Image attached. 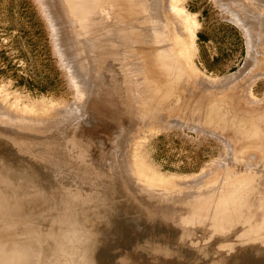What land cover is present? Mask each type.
I'll list each match as a JSON object with an SVG mask.
<instances>
[{"label": "rangeland", "instance_id": "374dc122", "mask_svg": "<svg viewBox=\"0 0 264 264\" xmlns=\"http://www.w3.org/2000/svg\"><path fill=\"white\" fill-rule=\"evenodd\" d=\"M52 1L0 0V117L6 113L4 120H14L13 124H17L18 120L23 125L22 121L26 118L27 122L38 119L41 111H34L35 114L31 112L30 115L21 114L17 112L18 108L15 110L12 106L32 104L45 108V112L49 110L44 113L47 120L42 124L52 120L55 123L60 118L61 122L55 123L60 122V127L57 124L58 128L53 132H46V129L52 130V126H56L51 124L46 129L43 126V131L46 132L44 135L39 122V126L35 125L37 128L33 130H38L36 134L39 131L43 134L30 136L33 141L41 140L43 144L40 143L39 147L44 148L47 139L62 135L61 140L68 141L76 136L84 118L87 119L84 120L86 122L90 120L88 124L94 127L100 118L98 111L105 116L110 113L107 117L115 128L113 137L107 139L110 144L100 141L103 135L99 127L94 131V135L99 138L98 142L96 137L89 138L92 140H87L89 144L79 135L76 136L83 151L84 164L79 168L86 173L83 182H79L80 179L71 172L65 175L63 170L61 157L74 149L70 143L68 148L65 146L66 152L61 157L50 152L49 147L47 150L46 146L44 152L37 153L42 163L39 170L60 180L59 184L65 189H60L62 194H72L76 190L85 193L84 196L99 194L102 199L109 190L110 199L115 203L119 200L127 202L125 215L131 225H134L131 226V231L137 232L138 237H148L151 240L152 246L134 247V242L130 243L117 233L119 228L116 230L113 227L116 232L109 228L108 232L104 223L98 227L102 222L100 217L109 224L112 218L108 220L106 214L101 213L100 216L95 211L90 218H86V224L98 229L95 230L99 234L101 247L99 246L100 252L94 254L96 258L101 264H115V261L120 264L125 260L130 264H219L215 260L217 256L230 254L240 264H264L263 219H257L255 223L251 221L253 227L250 223L239 220L226 229V224H222L223 229L227 230L224 235H212L208 229H203L205 233L200 236L199 225L204 220L200 219L199 225L196 223L192 226L189 214L191 208L198 215L201 214L197 217L213 210L214 207L209 206L208 200L213 197L221 200L220 196L234 195L238 188L243 187L238 185L239 176L248 175L247 173H251L258 181L257 188L264 195V149L261 146L264 141L262 140L261 145L252 144L254 148L247 145L250 138L254 137L251 135L253 126H257L260 131L264 130V0H143L141 4L138 0H127L129 16L132 19L139 17L143 21L129 22L130 30L141 32L142 39L148 41V45L139 50L134 45L133 48L132 45L129 46L130 66L135 68L137 63L152 65L153 60L158 59L155 64L163 66L164 71L182 64L184 67L181 65L176 74L182 83L178 78L175 81L168 79L172 82V89L163 99L150 102L143 94L140 95L138 106L126 104L124 96L127 91L141 90L142 86H134L133 81L123 88L117 83L121 99L117 100L119 103H115L113 109L110 108L112 112L103 102L104 108H97L99 103L95 101L96 94L93 93L96 85L91 80L95 78L92 75L100 76L104 72L102 68L99 73H96L98 70H92L96 56L90 53H71L68 46L73 43L67 40L64 31L71 29L66 27L71 26V22H64L56 16L57 10L59 11L56 4L59 3L57 0ZM99 1L111 6L112 2L119 0L74 2L82 3L85 14L91 16L92 22H104L105 17L101 13H93ZM138 5L143 7L141 11ZM145 22L150 23L152 28H146ZM180 29L187 31L184 53L177 40V31ZM114 45L118 47V43ZM188 64L191 65V70ZM141 73V76H145L148 72L143 68ZM164 81L161 79L154 83L156 86L148 87L152 93L158 94L162 88H170ZM4 97L7 99L4 100ZM165 107L168 110L164 112ZM72 108L74 112L68 115ZM95 109L96 113H92ZM158 111H162L159 117H150L153 113L158 114ZM19 115L26 118L23 116L24 120L20 121ZM250 119L252 123H249ZM20 125L17 130L14 125V132H27L25 128L19 130ZM0 127L5 129L3 124ZM60 128L67 131L65 136ZM82 134L92 136L85 132ZM262 137L264 139V135ZM8 140L1 138L0 146L2 143L4 146L9 144ZM92 145L97 148V152L93 151ZM2 146L0 159L7 160L11 156V150L8 145ZM98 162H106L105 167L103 164L98 165ZM76 164L78 162L74 157L67 168L68 165ZM85 166L88 170H85ZM75 168L78 169L75 166L71 169ZM97 168L103 178H113L109 189L108 182L103 178L104 181H101L98 175L94 180H89ZM7 170L9 175H16V171ZM151 172L159 173L164 179L173 176L176 180L170 182L167 179L162 182V177L159 179L154 174L150 175ZM119 175H122L120 180ZM224 181L231 182L225 191L222 189L226 183ZM122 187H125L129 195ZM56 188L58 187L46 185L38 190L42 191L43 197H27L19 184L5 183L0 175L2 251L8 252L11 249L15 237H21L39 253L44 251L41 239L43 236L28 234L23 227L25 224L27 227L28 224L42 223H39L41 215L49 217L51 223L49 215L53 199L48 194L55 192ZM249 189L247 186L242 188L245 195ZM8 195L11 196L10 199L7 198ZM206 195L210 196L208 200L205 199ZM256 199L258 198L255 197ZM132 200L138 205L137 208ZM99 202L100 198L79 204L83 209L82 214L88 215L93 209L98 210ZM135 209L140 212L135 213ZM49 222L47 223L50 224ZM48 227L53 228L52 225ZM52 233L58 241L64 239L60 227L53 228ZM30 263L37 264L34 261ZM15 264L22 263L18 261Z\"/></svg>", "mask_w": 264, "mask_h": 264}, {"label": "bare ground", "instance_id": "6f19581e", "mask_svg": "<svg viewBox=\"0 0 264 264\" xmlns=\"http://www.w3.org/2000/svg\"><path fill=\"white\" fill-rule=\"evenodd\" d=\"M57 1L59 3L58 4L59 6L56 3L55 4H56L57 8H59V11L57 10L56 16L58 15L59 18H61L64 22H71V26L66 25L67 28L69 26L71 29H68V30L63 29L66 33L67 40H69L70 42L73 43V45L70 44L68 46L71 53L72 54L84 53L86 55L88 53H90V55L93 54L94 56H96V60L94 62V66H93L92 70H94V69H95L94 71L98 70L96 73H99V70H101V68L103 69L104 74L100 73V76H99V74H96V76L92 75L95 78H92V79H94L93 81L91 80V82L96 85V87L94 86V90H96V91H94L93 93L96 94L95 95L96 100L95 99L94 100L99 103V104H97L98 105L97 108L103 109L104 108L103 106L106 104L109 107V109L108 108L107 109L110 111V108L111 109L114 108L113 105H115V103H119L117 101L118 99H121V97L119 95V89H118L119 84H120V86H122L124 88L134 81L133 82L134 86L136 84H139L142 86L140 88L141 90H137V91L135 90V92L127 91L125 93V96H124V100H125L126 104L136 105V106H138L140 103V95L145 94L146 97L150 100V102H154V101H158L157 99H160V98L163 99V97H165L166 94H168L170 92V90L172 89V86H171L172 82L168 81V79H172L174 81L177 80L178 77H176V74L178 73L179 67L182 64L179 67L176 66V67H174V68L172 67L170 69L166 67L168 70H164V71H163V66H159V65L155 64L158 59H154L152 62V65L143 66V63H137V64H135V68L133 66H130V63L128 61V57H129V55H128L129 49L128 48H129V46L132 45V48L135 46V48L137 50H139L142 46L148 45V41H144L142 39L141 32H137L135 30L132 31L133 29L130 30V25L128 24L129 22H143V21L139 17L132 19L133 17L129 16V13H128V4L129 3L127 0H119V1L112 2L111 6L107 5L106 3L101 4V1H99L98 4L95 6L93 13L94 14L101 13L103 15V17H105L104 22H92V19H90L91 16L88 17L87 14H85L82 3L76 4V2H74L77 0H57ZM51 2H53V1L51 0ZM138 2H140L139 4H141L143 2V0H138ZM142 8L143 7H140L138 5V9L140 11L142 10ZM53 10H54V7H53ZM58 12H59V14H58ZM94 17H96V15ZM145 27L146 28L148 27V29L152 28L151 24L148 22H145ZM69 34L71 35V37H69L70 36ZM186 36H187V31L185 29L184 30L180 29L177 31V40H178L179 46L181 47L182 53H184L185 49H186V43H185ZM114 43H116V44L118 43V47H115ZM88 44H91V46ZM68 53H70V52H68ZM188 65H189V67H188L189 70H191V65L190 64H188ZM143 68H146V72H148L147 75H145V76L144 75L141 76L143 74V73H141ZM182 70H184V68ZM94 71H92V72H94ZM90 74H92V73H90ZM151 76H153V78ZM161 76H163V77H161ZM183 76H184V74H182V78H184ZM164 77L167 79H163ZM185 78H184V80L186 81ZM89 79H91V78L89 77ZM161 79L165 80L164 82H166L167 86H169L170 88L169 89L166 87L162 88L158 94H157V92L152 93L150 88L156 86V85H154V83L158 82ZM178 79L181 81L180 77ZM117 83H119V84H117ZM181 83H182V81H181ZM148 85L149 86L151 85L150 88L148 87ZM3 99L5 100V99H7V97H4ZM102 102H103V104L104 103L105 104L103 105ZM15 103H17V102H15ZM15 103H13V104H15ZM2 104H3V102H2ZM117 105H119V104H117ZM12 107H15V110H17L16 108H18L17 112L19 111L21 114L22 113L27 114V115L28 114L30 115L32 113L35 114V112L38 110H40L41 112L39 114L40 117L38 119L33 118L34 119V121H32L33 123L27 122L28 120L25 121L27 118L24 115L23 116L26 118L25 120H24V117L22 115L21 116L23 117V119H21V116L19 115L20 121L24 120V121H22V122H24V124L22 123L23 125H20L21 123H18L17 122L18 120L17 121L15 120L16 123L21 126L19 128V130H21V128H23V130H24V128H25L27 132H25V130L14 132V127H15L14 125H16V127H15L16 130H17V126H18L17 124L12 123V122H14L13 119H15V118L12 119L13 121H11L10 119L4 120V118L6 117V115H5L6 113L3 114V116L5 115V117L1 116V117H3V119L0 117V119H2V121L0 120V122L4 125V128H5V129H3L2 127H0V140H1V138L9 139L8 141H10V143L5 144V146L8 145V149L11 150L10 151L11 156L9 155L10 157L7 158V160L4 158L0 159V170H1L0 175H1L2 181H4L5 183L19 184V187H21V189L25 192L24 195L27 197H37V198L43 197L42 191H38V190L42 189L46 185H51V186L58 187V188L55 189V192L52 191L49 194L46 193V194H48V197H51L53 199L52 200L53 207L50 210L51 213L49 215V216H51V220H52V221L50 220L51 223L49 222V217L47 218L45 215H41V216L38 215L39 219H40L39 223L40 222H42V223H40V224H28L27 227L25 224V226L23 227V228H26L24 230H26L28 234H31L33 236H37V235L43 236V238L41 237V239H42L43 245L45 246L44 251L42 253H39V251H36L31 245L24 242L21 239V237H15L14 239L12 238L13 241L11 239V241H12L11 249L8 252H4L0 249V264H2V263L3 264H15L18 261L21 262L22 264H31L30 263L31 261H34L37 264H101L100 260L98 258H96V256L94 255V254H97L100 252L99 246L101 245L99 237H98L99 234L95 230L97 228L92 227V226H88L86 224V218L87 217L90 218L91 213H94L95 211L98 212L99 215L101 213L103 215L106 214V218H108V220L112 218L111 219L112 221L111 222L109 221L110 222V224H109V223L105 222L106 220L103 221L102 218L100 217V220L102 222L98 225V227H101L104 223L106 228H108L107 229L108 232H109V228H111V230L114 228L115 229L119 228L120 231L117 233H119L120 235L125 237V239L127 241H129L130 243L134 242L136 245L134 247H136V248L139 247L138 245L152 246L150 238L138 237L137 232L131 231V226H134V225H131L130 220L125 215V213L127 212V206L125 205V204H127V202L125 200L123 202H120V200H119L117 203H115L113 200L110 199V195L108 194L109 190H107V193L103 196L102 199H101V196L99 194H87V196H84L85 193H83L81 191H76V190H74V192H76V193L73 192L72 194H70V193L62 194L60 189L62 191H65V189L59 184L60 180L53 178L51 176V174L50 175L45 174V173H42L43 171L39 170L40 166H42V163L40 162V157L37 156V153L44 152L45 148L47 147V150H48V147H49L50 152L57 154L61 157V154L63 152H66L65 146L68 148L69 147L68 145L70 143V145L73 146L71 148H74V149L72 150L73 152H71L72 154L67 152L65 157H61L63 164H64L63 170L65 171V175H67V173L71 172L74 175H76L78 177V179H80V180L77 179L79 182H83V180H84L83 176L86 173L83 172L82 170L80 171V169H79V168H82L83 167L82 164H84V163H82L83 151L81 149V146L78 145V142H77L78 140H76L78 138H76V136L79 135V137L82 138L83 141L84 140L92 141L89 138L92 137L94 139V137H96L97 142H98L99 138H98V136L94 135V133H95L94 131L96 128L98 129V127H99L101 132H102V135H103V137H101L100 141H102L104 143L105 141H107V139L112 138L113 137L112 132L115 128L113 126L114 124L112 125L111 120L107 117V115H110V113L106 114V116H105V114L104 115L100 114L101 111L100 112L98 111L97 114H99L98 117H100L98 120L100 122L99 125H98V121H97L96 126H94V127L90 126V125H92V124H88V122L90 120H88V122H86L84 120H87V119L84 118L83 124L82 125L79 124L80 130L78 131V134L76 136H73L72 138H70V140L68 139V141L61 140L62 135H60L59 137H54L53 139H47L46 140L47 144L46 145L44 144L46 147L44 146V148H40L39 144L40 143L43 144V142H41V140L33 141L30 137V136L33 137V135L36 136L37 134L40 136V134H39V133H41L40 131L37 134L35 132L36 131L38 132V130L34 131L39 126L38 123L41 122L39 124H40V126L42 125L41 131H43L44 129H46L47 126L49 128V126L51 124H55L57 121L61 122V120H59L60 118L57 121H55V123H52L53 120L50 122L49 121L50 119H49L47 122H50V123H47V124L45 123V125H43L42 123L44 122V120H45V122L47 120L45 118L46 115H44V113H46L49 110H46V112H45L44 111L45 108L37 107V106H34L32 104H29V105L23 104V106H19V105L15 106L14 105ZM94 108H96V107H94ZM167 108L168 107H165L163 111L165 112V110ZM96 109H95V112H92V113H96ZM73 110H74V108L70 109V111H68V115H71L74 112ZM110 112H112V111H110ZM161 112L158 111L157 112L158 114L153 113V114H151L150 117L154 116L152 118H157V117H159ZM8 113L12 114V112L11 113L8 112ZM9 114H7V115H9ZM56 114H58V113H56ZM53 115H55V114H53ZM90 115H92V114H90ZM12 116H11V118H12ZM14 117H15V115H14ZM16 117H17V115H16ZM66 117H68V116H66ZM96 117H97V115H96ZM109 117H111V116H109ZM7 118H9V117L7 116ZM61 118H64V117H61ZM92 121H94V120H92ZM59 123H57V124H59ZM249 123H252L251 119H250ZM2 124H0V125L2 126ZM57 124H55V126ZM35 125H37V127ZM58 127H60V124L58 125ZM58 127L52 126V128H51L52 130H50V128H49V129H46V132H49V131L53 132ZM63 127L65 128L66 126L63 125ZM67 127H69V126H67ZM33 128H35V129L33 130ZM38 129H40V127ZM60 129H61L63 134L65 132L67 133V131L65 130L66 128L65 129L60 128ZM32 130L34 131V133ZM30 131H32V132H30ZM16 132H18V133H16ZM46 132L43 131V133H45L44 135H46ZM84 132L88 133L89 135H92V136H90V137H88L87 135L83 136L82 133H84ZM43 133H41V135ZM256 134H258V135H256ZM67 135H69V134H67ZM251 135H253L254 137L250 138V140L247 144V145H249V147L253 146L252 144H254V143H258L261 145L262 142L264 141L263 137L261 138V136L264 135V130L260 131L257 128V126H253V130L251 131ZM55 136H57V135H55ZM64 136H65V134H64ZM36 137H35V139H36ZM69 137H67V138H69ZM38 139H40V138H38ZM0 143H1V141H0ZM107 143H108V141H107ZM3 144L4 143H2L1 146ZM108 144H110V143H108ZM102 145H104V144H102ZM112 145H115V144H112ZM108 146H110V145H108ZM256 146H258V145H256ZM261 146H263V149H264V144ZM94 147L95 146L92 145L93 151L97 152V148L96 147L94 148ZM245 147H247V146H245ZM253 148H254V146H253ZM260 148L261 147H259V149ZM256 149H258V148H256ZM1 151H3V150H1ZM8 153L9 152H6V154H8ZM262 153H263V150H262ZM50 155H51V153H50ZM93 155H92V158L95 156V155L94 156ZM46 156H48V155H46ZM89 156H91V155H89ZM74 157H75L76 161L78 162V164H76L74 166L78 167L79 170L77 168H75V170L71 169V168H74V166H70V165H68L69 167L67 168V164H70L71 160ZM103 158H104V156H103ZM49 160H50V158H49ZM97 160H99V159H97ZM139 162H141V161H139ZM104 163H106V162H104ZM104 163L101 162L98 165L103 164V167H105ZM108 165H110V164L108 163ZM132 165H133V163H132ZM7 169H11L12 171H16V175H13V174L9 175L8 174L9 171ZM85 170H88V168L86 166H85ZM71 173H69V174H71ZM56 174L58 175V173H56ZM152 174L157 176V178H159V179H160V177H162V175H160L157 172H151L150 175H152ZM247 174L248 175H244V176L240 175L239 179H238V185L239 186H243V187L247 186L250 188L247 195H245L244 190H242L243 187L238 188V190H236L234 192L235 193L234 195L220 196V197H222L221 200H219L220 198H217L215 200L214 197L211 198L210 200H208L210 198V196L206 195L205 199L208 200L207 203L209 204L210 207H214L213 210H208V212L206 214H202L201 217H197V216H200L201 214L198 215V212L195 209L191 208L189 210V214H190V217L192 220V226H195L196 223H197L196 225H199V223L201 222V221L199 222L200 219L204 220V223H201L199 225L200 226L199 230L201 231L200 236L205 233V230H203V229H208V231L212 235L213 234L224 235V232L226 233L227 230L223 229L224 227H222V224L223 225L226 224V227H225V229H226L228 226L230 227L232 224L236 223L238 220L241 222L245 221L244 223H246V222L250 223L251 221L253 223H255L257 219H263L264 220V195H263V193L259 192V188H257L258 187L257 186L258 181H256V179L253 176H251L252 175L251 173H247ZM96 175H98L99 179L103 178V176L99 172V169L97 168L96 172L92 173V176H90L89 180H94ZM121 177H122V175H119V180ZM103 179L108 182L107 187L109 189L112 185L111 181L113 180V178L110 176H105V178H103ZM103 179L101 181H104ZM167 179L170 180V182L176 180L172 176V177H168L165 179L163 178L162 182H164ZM226 181H224V182H226ZM197 183H200V182H196V184ZM230 184H231V182L224 183V185L222 186V189H224V191H225L226 188ZM103 185H105V184H103ZM198 186H196V187H198ZM122 189H124L127 192V194L129 195V192L125 189V187H122ZM220 189H221V187H220ZM47 190H48V188H47ZM50 191L51 190H49V192ZM46 194H45V196H46ZM252 195H254L253 198L251 197ZM10 197H11L10 195L7 196L8 199H10ZM255 197L258 199L255 200ZM99 198H100V202L98 204V210L93 209V211H90V213L88 215H83L82 214L83 209L81 208V205H79V204H81L84 201H92V200L97 201V200H99ZM131 202L134 204V206L136 208L138 207V205L135 202H133V200ZM35 209L37 212V208H35ZM30 210H31V208H30ZM138 212H140V211H137V209H135V213H138ZM48 214L49 213H47V215ZM103 215H102V217H103ZM47 222H49L50 224H48ZM220 222H222V223L220 224ZM44 223H47V224H44ZM46 225H48V226L52 225L53 228H55L56 226L60 227L64 233V237H63L64 239L62 241H58V239L56 238L54 233H52L53 228H50ZM250 225H251V227L254 226V224L252 225V223H250ZM115 229H114V232H116ZM54 230H56V229H54ZM107 233H106V235H107ZM109 235H111V234H109ZM114 235H116V234H114ZM37 237H39V236H37ZM100 237H102V236H100ZM39 243H41V242H39ZM219 248L224 249L225 247H219ZM215 260L218 261L219 264H240V262L237 261L236 258L232 257L230 254H221V255L217 256ZM115 264H116V261H115ZM120 264H130V262L128 260H125L124 262H120Z\"/></svg>", "mask_w": 264, "mask_h": 264}]
</instances>
